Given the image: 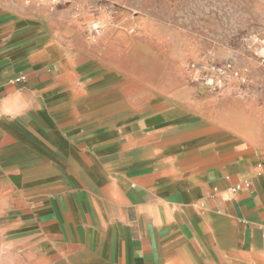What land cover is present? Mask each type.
Instances as JSON below:
<instances>
[{
	"label": "crops",
	"instance_id": "1",
	"mask_svg": "<svg viewBox=\"0 0 264 264\" xmlns=\"http://www.w3.org/2000/svg\"><path fill=\"white\" fill-rule=\"evenodd\" d=\"M67 8L0 0V264H264V71Z\"/></svg>",
	"mask_w": 264,
	"mask_h": 264
},
{
	"label": "rangeland",
	"instance_id": "2",
	"mask_svg": "<svg viewBox=\"0 0 264 264\" xmlns=\"http://www.w3.org/2000/svg\"><path fill=\"white\" fill-rule=\"evenodd\" d=\"M68 8H80L86 22L90 23V38H95V28L99 24L125 22L127 35L141 40L139 25L146 23L158 25V34L166 40H174L183 64L179 71L190 72L192 63H202L204 57L190 53L192 47L215 48L214 55L228 52L231 47L241 54L253 58L251 66L256 71H264L261 60L247 49L243 40L251 35L264 38V0H60ZM98 5L102 11H98ZM67 8V9H68ZM90 9V14L87 10ZM108 9L115 10L111 18ZM93 14V15H92ZM99 18L100 21H96ZM95 19V22L93 20ZM143 34V33H142ZM144 35V34H143ZM146 36V35H145ZM145 36L143 38H145ZM148 37L146 48H142L146 58L153 60L161 68L166 65L167 55L154 51ZM224 47V48H223ZM155 52V53H154ZM155 55V56H154ZM152 62V61H150ZM227 62V61H225ZM217 63L215 64H224ZM165 69V68H164ZM166 72V69H165ZM153 82V80H151Z\"/></svg>",
	"mask_w": 264,
	"mask_h": 264
},
{
	"label": "built area",
	"instance_id": "3",
	"mask_svg": "<svg viewBox=\"0 0 264 264\" xmlns=\"http://www.w3.org/2000/svg\"><path fill=\"white\" fill-rule=\"evenodd\" d=\"M243 42L245 47L252 51L264 64V38L254 34L246 37ZM192 68L202 72V82L209 89L223 87L228 77H233L242 83H247L248 81L247 77L232 61H227L224 64H215L213 62L193 64ZM21 80H24V78L22 77L19 81Z\"/></svg>",
	"mask_w": 264,
	"mask_h": 264
}]
</instances>
